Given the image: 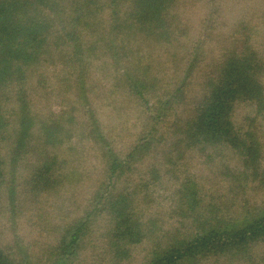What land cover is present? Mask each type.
I'll list each match as a JSON object with an SVG mask.
<instances>
[{"label": "trees", "instance_id": "obj_1", "mask_svg": "<svg viewBox=\"0 0 264 264\" xmlns=\"http://www.w3.org/2000/svg\"><path fill=\"white\" fill-rule=\"evenodd\" d=\"M175 1L0 0V200L12 218L21 203L53 194L74 177L81 180L63 154L74 116L64 110L44 116L33 106L32 90L38 78H46L47 66L56 67L64 90L76 89L79 100L90 58L106 51L116 69L112 90L127 91L144 104V122L128 152L118 158L100 148L102 167L93 190L83 208L63 222L56 242L36 257L24 254L25 245L13 234L12 245L0 244V264H81L97 235L107 264L130 261L131 248L143 242L148 253L138 264H244L252 260L253 248L264 245V203L258 207L257 199L243 196L245 183L264 185L263 145L234 119L240 105L253 112L246 118L250 126L251 117L264 114L260 59L248 36L236 30L219 55L204 63L196 91L190 89L193 61L159 92L140 45L164 46L179 33ZM88 129L92 142L104 146L97 122ZM187 152L211 164L225 194L213 198L212 182L178 174L162 188L167 219L155 210L143 213L154 205L156 181L166 187L165 176L175 172L170 167ZM148 156L151 163L132 181L136 161Z\"/></svg>", "mask_w": 264, "mask_h": 264}, {"label": "rangeland", "instance_id": "obj_2", "mask_svg": "<svg viewBox=\"0 0 264 264\" xmlns=\"http://www.w3.org/2000/svg\"><path fill=\"white\" fill-rule=\"evenodd\" d=\"M172 14L180 30L170 44L155 46L149 42H141L140 45V52L144 54L143 65L150 66V71L155 74L159 92L167 90L176 83L180 69L193 61H195L193 73L195 84L192 85L190 82V89L196 91L197 82L201 80L202 73L206 69L204 63L212 61L219 55L218 51L227 44L230 34L236 30H239L240 37L248 36L253 49L257 52L263 68L262 82L264 84V0H176ZM88 66L87 80L84 81L87 88L83 87L86 92L82 90L79 100L76 89L64 90L65 79L57 69H54L56 68L54 66V68L46 67V78L43 80L38 78L37 89L32 90L33 106L36 111L42 112V115L64 110L68 112V115L71 113L74 116L75 123L71 124L73 137L63 147L65 150L63 154L69 155L66 159L67 163L79 173L81 180L78 182V177H74L69 185L53 194H44L31 202H25L26 205L21 203L17 207L14 218L8 214L5 200L1 198L0 244L3 246L12 245L13 234H17L25 245L24 254L31 253L41 257L49 249V245L56 242L59 229L66 218L74 216L85 205L89 193L93 190L94 180L99 176L102 167L100 148L108 151L109 155L122 158L141 130L142 122H144V104L141 100H135L124 94L127 91L120 93L112 90L110 84L116 69L106 51L94 54ZM165 68L167 69L164 71ZM168 99L169 97H165L161 102L165 103ZM191 100L192 98L189 99ZM250 109L246 105H240L234 119L236 123L248 127L249 131L260 139L263 145L261 166L264 169V114L260 117H251L253 123L250 126L249 118L246 120L253 115ZM96 122L101 134L104 135V146L93 143L92 136L89 135V123L95 126ZM195 155L197 154L194 152H187L177 164L178 166L170 167V170L175 172L165 176L166 187L156 181L159 186L150 196L151 200L154 199L152 202L154 205L142 208L143 213L155 210L159 212L160 218L167 219V207L161 204L166 196L162 188L167 189L173 182L174 176L178 174L183 177L196 175L202 177L204 181L212 182L214 185L210 188V192L213 198H219L225 194L224 186L217 184V172L213 169L214 173L211 172V164L202 162ZM151 161V156H148V159L146 157L142 161H136L137 170L131 173L129 178L135 182L141 174L138 170L142 172ZM167 178L170 181H167ZM215 179L217 181L214 182ZM245 186L244 198L250 201L257 199L256 204L261 207L260 201L264 203V185L252 181L245 183ZM20 208L23 210L19 211ZM97 237L99 235L95 240L88 242L86 251L80 257L81 264H107L105 260L102 261L105 253L99 246L100 241ZM147 246L146 242H143L132 247L131 259L124 264H138L146 259ZM8 251L13 252L14 248L10 247ZM251 258V261L244 264H264L263 244L253 248Z\"/></svg>", "mask_w": 264, "mask_h": 264}]
</instances>
